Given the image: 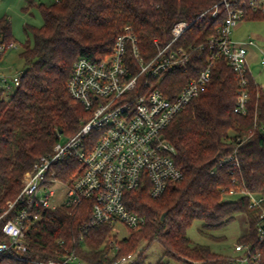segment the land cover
Wrapping results in <instances>:
<instances>
[{
  "label": "trees",
  "instance_id": "trees-1",
  "mask_svg": "<svg viewBox=\"0 0 264 264\" xmlns=\"http://www.w3.org/2000/svg\"><path fill=\"white\" fill-rule=\"evenodd\" d=\"M221 0H59L52 4L29 2L36 7L43 25L25 27L32 37L22 47L24 74L20 85L7 99L0 91V217L23 188V181L34 165L53 154L62 138L70 139L91 114L69 94L68 81L80 59L99 62L113 53L124 29H133L139 49L146 59L155 55L154 41L164 47L179 22L190 27L175 44L188 49L217 33L226 19L225 12L212 17ZM29 7L25 10L28 11ZM246 21H264V15L249 12ZM2 43H14L11 23L0 19ZM206 66L194 57L187 70L167 76L164 92L175 98L187 83ZM251 99L246 115L235 113L238 80L229 65L215 64L207 91L179 115L165 132V139L177 150L176 166L183 179L170 185L160 199L150 189L127 194L129 210L146 221L118 241L117 256L138 250L135 264H145L144 251L155 243L165 250L166 264H233V256L215 254L207 246L194 245L188 232L196 222L200 233L209 235L232 224L236 215L246 218L248 232L238 244L251 245L264 254L257 226L258 214L244 197L229 199L231 188H243L264 198V88L250 78ZM236 151V153H235ZM230 157L236 158L235 167ZM227 162L220 165L219 162ZM80 165L67 161L57 167V178L69 182ZM166 218L162 220L163 215ZM92 202L77 210L61 207L42 213V220L30 225L25 234L27 253L21 261L12 255L0 256V264H32L31 261L57 260L75 249L83 264H111L114 247L112 226L89 229ZM12 218L0 219V244L8 243L3 227ZM84 241L80 243V236ZM116 244V242L114 241ZM145 243L146 247L141 249ZM162 264V263H160ZM261 264H264V260Z\"/></svg>",
  "mask_w": 264,
  "mask_h": 264
},
{
  "label": "built area",
  "instance_id": "built-area-1",
  "mask_svg": "<svg viewBox=\"0 0 264 264\" xmlns=\"http://www.w3.org/2000/svg\"><path fill=\"white\" fill-rule=\"evenodd\" d=\"M210 11L213 18L225 12L224 24L215 35L188 49L175 47L190 27L187 22L173 27L172 39L164 47L158 40L154 41L156 53L151 59L141 54L136 34L127 27L117 38L110 56L97 63L83 58L74 64L68 81L69 94L91 117L66 144H57L53 154L40 158L26 175L21 193L14 202L8 203L0 217L12 215L3 227L9 242L0 244V256L12 255L27 262L21 257L27 253L24 238L29 226L40 222L43 212L61 207L74 212L85 202L93 204L86 233L104 225L112 226L113 232L119 224L131 231L141 229L146 221L129 210L125 197L149 188L150 196L160 199L170 185L183 179V173L176 166L177 150L165 139V132L207 91L217 61H225L236 74L235 113L247 114L250 78L255 80L251 67L260 63L264 70V48L251 40L236 42L231 35L232 29L249 12L264 15V0H221ZM1 41L0 38V62L2 55L16 49L15 43L6 45ZM254 55L255 59L251 60ZM194 57L205 59L206 66L175 98L168 96L162 89L163 82L174 72H185ZM23 74L10 77L15 88L20 85ZM0 81L10 90L7 77L0 76ZM70 160L77 161L80 167L65 182L57 178V167ZM229 161L239 166L236 158L230 157ZM58 185L64 190L59 204L54 200ZM226 195L229 199L249 200V208L258 214L257 230L264 240V198L239 187L231 188ZM84 238L80 236V243ZM112 246L115 252L110 255L111 264L136 263L138 253L119 257L117 245L112 242ZM234 249L233 264H261L264 260V254L254 253L251 245L237 243ZM31 263L83 264L75 249L57 260Z\"/></svg>",
  "mask_w": 264,
  "mask_h": 264
},
{
  "label": "rangeland",
  "instance_id": "rangeland-1",
  "mask_svg": "<svg viewBox=\"0 0 264 264\" xmlns=\"http://www.w3.org/2000/svg\"><path fill=\"white\" fill-rule=\"evenodd\" d=\"M29 2H35L36 4H52L56 0H0V19L6 18L10 21L12 27L13 41L16 45V49L8 51L1 56L0 62V76H5L9 79L10 90H6L0 81V91H3L4 97L7 99L15 91V86L12 83L10 77L24 72L23 61L20 58L23 45L32 40L31 36L26 35L25 27L27 25L40 28L43 25V21L39 10L36 7H29ZM29 7V10L25 9ZM231 38L236 42L254 41L259 47L264 48V21H240L233 29ZM255 52V51H254ZM255 55L251 60L255 59ZM252 74L258 85L264 87V70L261 68L260 63H256L251 67ZM68 139L62 138L61 143L66 144ZM63 187L57 186V194L55 196V202L61 203L64 198ZM203 223L196 222L188 232V238L194 245H202L209 247L212 252L222 256H234L235 245L248 232V225L246 218L242 214L236 215L235 221L229 226L219 230L210 232L213 238L219 239L214 241L211 238L204 237L200 231L203 228ZM131 230L119 224L113 232L114 239L111 237V241L116 242V247L121 251L118 241L129 238ZM113 241V242H114ZM146 244L141 245V249H144ZM115 251L112 250L111 253ZM137 253L138 250L132 251ZM145 264H166L169 262L165 257L164 248L155 243L149 249L144 251Z\"/></svg>",
  "mask_w": 264,
  "mask_h": 264
},
{
  "label": "water",
  "instance_id": "water-1",
  "mask_svg": "<svg viewBox=\"0 0 264 264\" xmlns=\"http://www.w3.org/2000/svg\"><path fill=\"white\" fill-rule=\"evenodd\" d=\"M165 218H166V214L163 215L162 220H164Z\"/></svg>",
  "mask_w": 264,
  "mask_h": 264
},
{
  "label": "crops",
  "instance_id": "crops-1",
  "mask_svg": "<svg viewBox=\"0 0 264 264\" xmlns=\"http://www.w3.org/2000/svg\"><path fill=\"white\" fill-rule=\"evenodd\" d=\"M257 83V82H256Z\"/></svg>",
  "mask_w": 264,
  "mask_h": 264
}]
</instances>
